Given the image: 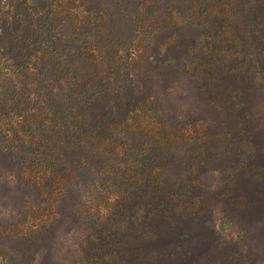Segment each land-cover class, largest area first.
<instances>
[{
  "label": "rangeland",
  "instance_id": "obj_1",
  "mask_svg": "<svg viewBox=\"0 0 264 264\" xmlns=\"http://www.w3.org/2000/svg\"><path fill=\"white\" fill-rule=\"evenodd\" d=\"M19 2L0 0V44L8 42L18 21ZM88 2L109 12L112 26L129 36L137 7L149 0ZM159 2L164 22L148 42L152 54L122 70L119 91L86 96L84 101L94 109L92 119L102 121L104 113L109 117L115 111L110 99L148 98L158 120L196 125L211 133L208 146L183 143L169 148V171L168 164L160 167L169 183L165 190L176 183L195 204H188L190 200L184 210L177 209L176 195L150 204L146 185L141 194L132 190L124 202L114 204L108 189L123 171V156L76 150L71 156L82 153L80 166L61 197L52 228L28 237L0 232L5 264H81L86 255L80 237L96 212L102 222L96 230L101 231L110 213L124 222L125 229L108 231L107 247L117 248L122 256L127 253L128 264H264V0ZM29 7L39 16L48 13ZM3 81L13 85L0 69ZM38 85L46 89L41 80ZM114 137L129 145L126 153L133 156V164L140 160L142 165L136 150L144 135L120 131ZM24 153L15 146L2 147L0 141V228L21 217L26 200L44 197L21 175ZM132 213L139 217L137 232L127 233Z\"/></svg>",
  "mask_w": 264,
  "mask_h": 264
},
{
  "label": "trees",
  "instance_id": "obj_2",
  "mask_svg": "<svg viewBox=\"0 0 264 264\" xmlns=\"http://www.w3.org/2000/svg\"><path fill=\"white\" fill-rule=\"evenodd\" d=\"M142 3L134 13V30L128 36L119 34L112 26L109 12L93 7L88 0H20L18 21L8 34V42L0 44V69L13 83L10 87L0 82V141L2 147L15 146L20 154L25 152L27 159L22 161L21 175L26 183L40 188L44 197L26 200L21 217L0 228L3 234L28 237L52 228L61 197L80 166L82 153L71 156L76 150L99 156L100 152L123 156V171L108 189L109 200L114 204L124 202L123 198L129 197L132 190L141 194L144 185L150 204L164 203L175 195L178 198L174 201L180 206L177 209L184 210L190 200L188 204H195L193 199L185 198L184 187L176 183L171 191L165 190L169 183L160 167L168 164V170L169 148L183 143L198 148L208 146L211 133L196 125L158 120L148 98H112L109 101L115 111H110L109 117L104 113L102 121L92 119L94 109L89 101H84L86 96L115 93L123 84L122 70L152 54L148 42L164 19L159 12V0ZM26 5L39 7L40 11L46 9L48 13L39 16V11ZM59 47L63 48L60 52ZM61 52L64 55L56 57ZM198 66L201 70L202 66ZM200 73L205 74L203 70ZM40 80L46 89L39 88ZM120 131L144 135L136 150L142 165L140 160L133 164V156L126 153L129 145L114 137ZM130 139L135 143L134 137ZM203 155L204 150L198 156ZM100 218L96 212L95 223L85 227L87 232L81 234L80 249L86 255L81 264H102L104 260L128 264L127 253L122 256L117 248L107 247L108 231L125 229L124 222L110 213L100 231L95 229V225L102 223ZM130 219L133 225L127 233L137 232V213H132ZM6 261L7 255L1 251L0 264Z\"/></svg>",
  "mask_w": 264,
  "mask_h": 264
}]
</instances>
